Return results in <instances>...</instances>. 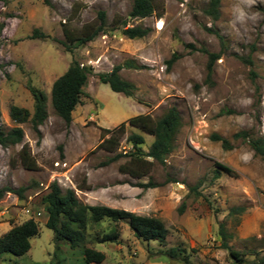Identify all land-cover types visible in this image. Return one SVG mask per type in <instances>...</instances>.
I'll return each mask as SVG.
<instances>
[{"label": "rangeland", "instance_id": "374dc122", "mask_svg": "<svg viewBox=\"0 0 264 264\" xmlns=\"http://www.w3.org/2000/svg\"><path fill=\"white\" fill-rule=\"evenodd\" d=\"M151 1L153 15L132 20L133 0H49V5L44 0H0V130L22 128L23 144L30 146L40 168L22 166L23 144L0 146V190L26 188L23 200L12 193L0 199V237L29 219L39 225L30 251L20 257L5 254L0 264H50L55 259L44 198L53 182L68 190L61 183L67 172L83 204L156 217L169 230L165 244H147L124 222L91 223L86 246L105 254L102 264H234L222 248L221 225L233 251L248 264H264V158L248 143L264 135V0H221L218 19L208 13L211 0ZM100 12L106 15V32L87 45H75L77 37L99 24ZM125 26L150 28L151 33L130 40L121 32ZM35 31L48 39L34 38ZM205 51L221 54L210 82ZM173 56L178 59L169 69L167 61ZM74 60L93 73L67 126L50 96L54 82ZM130 62L138 69H123L120 76L135 86L133 97L115 93L98 80L99 74ZM29 86L49 98L40 140L30 123L17 125L9 115L12 106L33 112ZM172 108L180 113L181 126L165 163L155 164L141 180L121 173L132 152L130 134H143L146 152L154 141L128 121L142 115L159 119ZM122 124H127L126 135L115 151L98 148L103 128L114 131ZM243 133L249 139L238 137ZM214 136L226 140L229 148ZM116 155L123 157L111 162ZM56 163L68 167L63 171ZM216 163L230 167L236 177ZM149 181L158 187H138ZM84 184L96 192L79 191ZM189 187H197L200 195L190 193ZM120 190H128V198ZM235 208L244 213L233 212ZM115 232L120 235L117 243L98 242ZM172 248L183 252L186 263L162 259ZM57 259L83 264L81 249L65 243Z\"/></svg>", "mask_w": 264, "mask_h": 264}, {"label": "trees", "instance_id": "16d2710c", "mask_svg": "<svg viewBox=\"0 0 264 264\" xmlns=\"http://www.w3.org/2000/svg\"><path fill=\"white\" fill-rule=\"evenodd\" d=\"M44 3L49 5V0H44ZM221 0H211L208 13L214 19H218L219 7ZM155 11L153 2L151 0H133L132 10L129 14L132 20H142L153 15ZM106 15L104 12L99 13V24L93 26L90 32L81 35L75 39L74 44L77 46H84L94 41L101 33L106 30ZM120 29V28H119ZM122 34L130 39H143L151 33L150 28L139 26L122 28ZM40 37L48 39V36L39 35L35 31L33 37ZM67 52L72 51L70 45L62 43ZM209 62L207 65V81L210 82L214 73V65L221 59V54L208 53ZM178 57L173 56L171 60L167 61V66L170 69L177 61ZM251 63V62H250ZM123 69H138L133 63L125 65H118L113 68L110 73H102L98 75V80L101 84L108 85L110 89L119 94H123L127 98L134 96L136 88L133 84L123 80L120 72ZM93 71L90 67L82 65L80 62L74 60L67 71L59 77L53 84L51 90L50 101L52 107L59 118H61L67 126L73 121V113L78 105L81 104V97L83 90L89 82V78ZM29 91L33 97L34 107L33 112L12 106L10 109V118L17 124L30 123L38 139H41V127L48 119L47 106L48 96L34 87L29 86ZM128 124L138 129L140 132L154 137L148 152L143 149L145 139L141 134L132 133L127 137V142L132 146V152L127 156L129 161L120 167L123 174L129 175L133 179L141 180L148 177L155 164H164L168 156L174 150V142L178 130L181 126V116L176 108L170 109L164 116L159 119H154L150 115H142L132 118ZM127 124H122L116 130H102V143L98 146L109 153H113L120 145L121 139L126 135ZM110 135L109 138H106ZM249 139L246 133L239 134L238 137ZM215 141H222L225 148H229L228 142L222 140L218 136H214ZM250 147L255 155L264 158V135L258 139L248 140ZM24 142V131L20 127L11 129L8 132L0 130V146L2 148H9L17 146ZM19 157L22 166L29 171H39L40 168L35 158L31 154L30 146L23 144L19 152ZM123 157L122 155L114 156L110 161H116ZM219 170L235 176V172L228 166L221 163H216ZM219 172H217L218 175ZM140 188L147 190L150 188H157L158 185L149 181L146 184H139ZM48 194L44 198L45 211L48 219L46 227L54 233L55 254L53 261L50 264H65L63 260L57 259V253L60 251L61 244H68L71 249H81L83 264H102L106 256L104 253L96 249L88 248L86 246L87 231L91 223H101L108 221L113 224L126 223L133 233V235L140 241L147 244L160 243L165 244L168 239L169 230L166 228L164 222L156 217L140 216L138 214L127 212L124 210L112 209L104 206H89L80 202L76 196L75 191H63L61 187L53 182L50 185ZM89 186L86 184L78 186V190H87ZM197 187H189V192L199 196ZM26 188L12 189L4 188L0 190V199L6 193H12L18 196L20 200L25 198L24 193ZM185 204L183 203L179 212L183 213ZM233 212L244 213L243 208H235ZM39 235V225L33 220L29 219L23 224L14 226L6 234L0 237V260L5 254L13 256H24L31 249V239ZM219 235L222 239V248L229 252V256L234 260V264H248L247 260L240 252L233 251L227 244L229 236L226 234L223 225L220 227ZM120 238L118 232L113 234H105L99 239V243H117ZM183 252L178 248H172L162 254L163 260L167 262L182 261L186 263V259L182 257Z\"/></svg>", "mask_w": 264, "mask_h": 264}, {"label": "built area", "instance_id": "2783aa9c", "mask_svg": "<svg viewBox=\"0 0 264 264\" xmlns=\"http://www.w3.org/2000/svg\"><path fill=\"white\" fill-rule=\"evenodd\" d=\"M158 29L161 30L162 27L158 28ZM55 165H56L57 168H62L63 171L68 167L67 163H56ZM63 171H58V172H56V174H61L59 172H63ZM62 176L64 177V179L66 181L61 182V183H64L65 187H67L68 190H73V188L75 186H74V183H73L72 179L68 176V172L67 173H62ZM61 181H63V180H61Z\"/></svg>", "mask_w": 264, "mask_h": 264}, {"label": "crops", "instance_id": "0c3cea01", "mask_svg": "<svg viewBox=\"0 0 264 264\" xmlns=\"http://www.w3.org/2000/svg\"><path fill=\"white\" fill-rule=\"evenodd\" d=\"M104 129V128H103ZM106 130H109V129H106ZM139 134H141V133H139ZM142 136H143V134H141ZM148 136H150V137H153V136H151V135H148ZM109 138V137H108ZM124 175H126V174H124ZM127 176H129V175H127ZM130 177V176H129ZM141 184H145V183H141ZM150 189H156V188H150ZM150 189H147V190H150ZM79 191H81V190H79ZM81 192H91V193H95L96 191H94L92 188H90L89 187V189H87V190H83V191H81ZM119 192H123V194H121V195H124V197L123 198H128V196H129V192H128V190H126V191H124V190H120ZM86 205H88V204H86ZM89 206H104V207H108V208H112V209H117V206H111V205H106V204H90L89 203ZM117 210H119V209H117ZM124 211H127V210H124ZM127 212H129V211H127Z\"/></svg>", "mask_w": 264, "mask_h": 264}, {"label": "clouds", "instance_id": "9594fccd", "mask_svg": "<svg viewBox=\"0 0 264 264\" xmlns=\"http://www.w3.org/2000/svg\"><path fill=\"white\" fill-rule=\"evenodd\" d=\"M243 14H241V18H242Z\"/></svg>", "mask_w": 264, "mask_h": 264}]
</instances>
